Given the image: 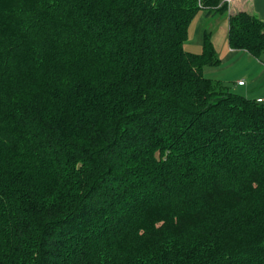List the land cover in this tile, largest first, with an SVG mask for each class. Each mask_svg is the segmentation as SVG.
<instances>
[{
  "label": "trees",
  "instance_id": "obj_1",
  "mask_svg": "<svg viewBox=\"0 0 264 264\" xmlns=\"http://www.w3.org/2000/svg\"><path fill=\"white\" fill-rule=\"evenodd\" d=\"M199 1L0 0V264H264V102L185 50Z\"/></svg>",
  "mask_w": 264,
  "mask_h": 264
},
{
  "label": "crops",
  "instance_id": "obj_2",
  "mask_svg": "<svg viewBox=\"0 0 264 264\" xmlns=\"http://www.w3.org/2000/svg\"><path fill=\"white\" fill-rule=\"evenodd\" d=\"M227 7L229 8L228 13L226 14L229 16L228 32L230 16L240 11L252 13L264 21V0H231V2L227 4ZM204 11L205 16L201 18L197 27L194 28V30H196L193 32L195 37H193L192 41H189L188 37L186 41L189 44L193 42L192 45H197V47L194 49L196 50L195 52H199L197 48H202L203 46L202 43L204 33L207 32V30L213 29V27H211V29H207V25H209L210 22L205 23V21L207 19H214V17L217 16V13H219H213V11L209 13L206 10ZM210 35L213 36L212 33ZM186 42L185 47L187 44ZM213 42L217 49L218 55L221 58V64L217 67H207L204 72L205 76L211 79L223 80L225 82L233 80L234 86L231 87V90L234 93L251 99L263 100L264 51H262L259 56H255L245 49H233L230 45H223L222 47H219L218 44L220 43H216L214 40ZM232 70H234V72H230ZM240 80H244L245 83L242 85L239 84Z\"/></svg>",
  "mask_w": 264,
  "mask_h": 264
},
{
  "label": "rangeland",
  "instance_id": "obj_3",
  "mask_svg": "<svg viewBox=\"0 0 264 264\" xmlns=\"http://www.w3.org/2000/svg\"><path fill=\"white\" fill-rule=\"evenodd\" d=\"M223 1L224 0H220V2L218 4H223ZM199 4L201 6V2ZM228 7L226 8L225 12H223V13L219 12V13H217V16L214 17V19H207L205 21V23L210 22V24L207 25V29H211V27H213V29H211L212 31L211 30H208V32L210 34L211 33L213 34V36H211L212 37V40H214L216 43H220V44H218L219 47H222L223 45L224 46L225 45H229V43H228V17L229 16L226 15L228 13V10H229ZM204 10L207 11L209 9H204L203 8L201 11H199L197 13V15L194 17V19L191 22V24H190V27H189V30H190V33H189V41L190 40L192 41L193 40V37H195V34L193 32L196 31V30H194V28L197 27V25L199 24L201 18H203L205 16V13H204L205 11ZM205 26H206V24H205ZM192 44H193V42L191 44L187 43L186 44V47H185V50L188 51V52H191V53L192 52L193 53H199V52H201L202 48H197L199 52H195L196 50H194V49L197 47V45L196 44L192 45ZM191 49H193V50H191ZM233 49H235V48H233ZM205 70H206V68H205ZM230 72H234V70H232ZM233 75H232V77H233ZM215 80L221 81L222 83L228 85L229 87H233L234 86L233 80H230L228 82H225V81L219 80V79H215ZM240 81H244V80H240Z\"/></svg>",
  "mask_w": 264,
  "mask_h": 264
},
{
  "label": "built area",
  "instance_id": "obj_4",
  "mask_svg": "<svg viewBox=\"0 0 264 264\" xmlns=\"http://www.w3.org/2000/svg\"><path fill=\"white\" fill-rule=\"evenodd\" d=\"M229 2H231V0H224L223 1V4H218V5H215V6H202L204 9H219L220 7H222L224 4H228ZM245 82L244 81H239V84H244ZM262 102H264V99L263 100H260Z\"/></svg>",
  "mask_w": 264,
  "mask_h": 264
}]
</instances>
